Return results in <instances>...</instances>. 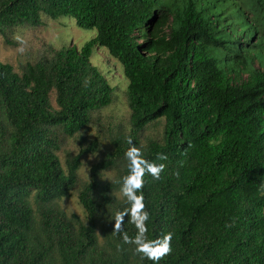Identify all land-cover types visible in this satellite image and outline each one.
Returning <instances> with one entry per match:
<instances>
[{
    "label": "trees",
    "instance_id": "trees-1",
    "mask_svg": "<svg viewBox=\"0 0 264 264\" xmlns=\"http://www.w3.org/2000/svg\"><path fill=\"white\" fill-rule=\"evenodd\" d=\"M62 17L96 36L44 48L19 72L0 62V264H153L122 239L137 234L130 217L113 232L130 207L129 138L165 164L142 189L147 238L172 233L158 264H264V0H0V37L15 46L18 31ZM95 47L128 81L127 127L105 147L88 137L114 100ZM73 191L84 218L60 206Z\"/></svg>",
    "mask_w": 264,
    "mask_h": 264
},
{
    "label": "rangeland",
    "instance_id": "rangeland-1",
    "mask_svg": "<svg viewBox=\"0 0 264 264\" xmlns=\"http://www.w3.org/2000/svg\"><path fill=\"white\" fill-rule=\"evenodd\" d=\"M96 33L95 29L77 27L74 19L69 17H62L55 21L45 19L44 26L18 31L14 37L17 43L15 46L5 45L0 37V62L12 65L14 70L19 72L20 64L35 60L44 48L50 46L58 49L72 45L80 50L96 36ZM90 62L91 65L97 67L114 89L113 103L94 117V122L88 130L89 139H97L101 146L105 147L114 130L127 127L129 119L126 98L128 81L124 76L122 65L113 59L105 48L95 47ZM161 134L162 122L158 121L147 130L145 137L158 138ZM76 150V139L69 140L67 147L59 154L60 160L63 162L67 152ZM98 158L99 155H96L84 161V165L79 170L82 182L88 179L89 167ZM59 203L67 214H76L84 218L85 213L79 204L76 191L71 192L69 197L60 200Z\"/></svg>",
    "mask_w": 264,
    "mask_h": 264
},
{
    "label": "clouds",
    "instance_id": "clouds-1",
    "mask_svg": "<svg viewBox=\"0 0 264 264\" xmlns=\"http://www.w3.org/2000/svg\"><path fill=\"white\" fill-rule=\"evenodd\" d=\"M127 143L130 147L125 152L128 161V175L122 178L121 193L126 198L130 207L115 214L113 232L121 233L126 217H130V222L135 225L137 234L129 237L124 233L122 239L124 243L134 244L135 251L143 257L158 264L165 256L172 251V233H167L160 238L149 240L147 238V221L150 213L146 210L143 196L144 176L149 174L153 179H159L165 164H157L144 158L141 149L133 144L131 138ZM157 159L166 160L165 154H159ZM139 193V194H138Z\"/></svg>",
    "mask_w": 264,
    "mask_h": 264
}]
</instances>
